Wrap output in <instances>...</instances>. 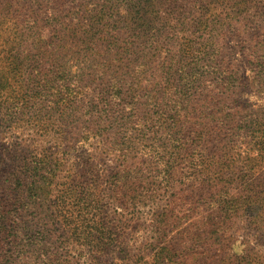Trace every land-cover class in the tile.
<instances>
[{
  "label": "rangeland",
  "instance_id": "1",
  "mask_svg": "<svg viewBox=\"0 0 264 264\" xmlns=\"http://www.w3.org/2000/svg\"><path fill=\"white\" fill-rule=\"evenodd\" d=\"M263 64V0H0V197L43 157L108 218L0 264H264Z\"/></svg>",
  "mask_w": 264,
  "mask_h": 264
},
{
  "label": "trees",
  "instance_id": "2",
  "mask_svg": "<svg viewBox=\"0 0 264 264\" xmlns=\"http://www.w3.org/2000/svg\"><path fill=\"white\" fill-rule=\"evenodd\" d=\"M247 55L249 56L250 54ZM262 67L264 68V64L255 71L259 77H261V72L263 71ZM254 137L264 142V138L261 135L254 134ZM41 160L42 162H47L48 165H56L51 163L50 160H44L43 157L40 158V161ZM37 163H35L33 167L36 173L30 178L29 182L23 183L22 179L17 180L18 186H14L16 195L14 197L10 196L12 200L11 203H7V201L4 202L0 197V260L5 257V255L10 259L13 253L17 251L15 244H17L18 237L23 234L20 232L23 228L20 227H26L28 229V232L24 235L28 237L27 239L31 240L32 244L44 238L56 237L57 239L63 238L67 240L69 237H83L87 239V245L95 247L94 245L98 243L95 242V240L99 237L98 235L101 231L96 226L107 225L108 218L106 212L104 217H102L104 221H100V214L104 213L102 212L101 206H103V204L105 205V203L101 204L99 196L94 197L96 194H94V192H89V198L85 196L84 198L81 197L80 199H83V201L77 204L78 208L75 210L76 214H73L71 211L73 209V200L69 202L70 197L68 193L69 190L74 188L75 183L71 187H63L61 180H54L53 170L50 171V173H52L50 176L44 177V175L41 174L37 176V172L43 174V171H49L47 168H44L45 163H43V165ZM58 185L61 186L60 189L55 188V186ZM54 190H57L56 194L49 203V209L44 210L45 213L42 214V218L38 217V215H40L39 213L37 215H32L30 218H26L28 209H30V207L35 208L36 203L40 200H48V194L50 191ZM43 195H45L44 199H42ZM93 201H95V203H93ZM42 211L43 210H41V212ZM23 215H25L24 218ZM37 219L38 222L43 221V223L38 225ZM31 230L32 233L30 234ZM38 235L41 236L40 239L37 238ZM100 245L102 246L105 244L101 243ZM159 249L160 248H158L155 255L152 256L154 260L152 263L155 262L156 264V254ZM98 250V254H101V251H103L102 248H98ZM96 259V257L91 256L90 264ZM99 264L107 263L100 261ZM144 264H147L146 261Z\"/></svg>",
  "mask_w": 264,
  "mask_h": 264
}]
</instances>
